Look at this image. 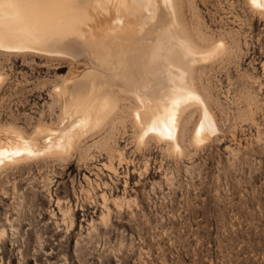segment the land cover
<instances>
[{
  "label": "rangeland",
  "instance_id": "rangeland-1",
  "mask_svg": "<svg viewBox=\"0 0 264 264\" xmlns=\"http://www.w3.org/2000/svg\"><path fill=\"white\" fill-rule=\"evenodd\" d=\"M184 14L202 41L228 44L199 72L219 130L192 143L195 111L176 153L138 144L126 117L112 137L122 158L94 143L102 133L83 149L6 164L0 264H264V7L188 0ZM95 69L85 52L0 51L1 125L30 135L62 126L54 85Z\"/></svg>",
  "mask_w": 264,
  "mask_h": 264
},
{
  "label": "bare ground",
  "instance_id": "bare-ground-1",
  "mask_svg": "<svg viewBox=\"0 0 264 264\" xmlns=\"http://www.w3.org/2000/svg\"><path fill=\"white\" fill-rule=\"evenodd\" d=\"M187 1L0 0V51L85 52L96 67L52 88L65 96L57 117L62 126L39 123L30 135L0 123V170L27 161L40 148L50 155L81 149L88 134L105 133L94 143L122 158L112 137L126 117L138 144L153 139L176 153L184 151L181 135L195 111L192 143L198 146L216 133L199 72L224 55L228 44L223 36L201 40L185 18ZM251 2L264 7V0ZM105 165L115 170L112 162Z\"/></svg>",
  "mask_w": 264,
  "mask_h": 264
}]
</instances>
